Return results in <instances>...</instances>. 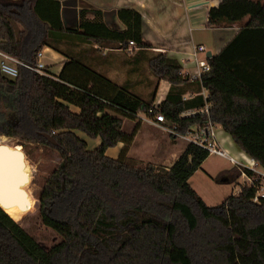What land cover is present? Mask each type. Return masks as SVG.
Masks as SVG:
<instances>
[{
	"label": "trees",
	"instance_id": "trees-1",
	"mask_svg": "<svg viewBox=\"0 0 264 264\" xmlns=\"http://www.w3.org/2000/svg\"><path fill=\"white\" fill-rule=\"evenodd\" d=\"M59 0H0V50L35 64L43 48L64 55L57 75L18 66L15 78L0 69V136L24 147L35 142L55 150L58 162L39 196L38 217L58 240L43 249L0 208V264H264V197L257 187L241 185L216 205H208L189 183L209 152L189 142L165 168L127 157L140 126L122 129L123 118L146 112L154 92L143 99L116 85L84 62L97 45L125 50L128 42L149 48L141 34V15L130 8L116 11L123 26L82 18L65 27ZM209 23L239 25L232 40L207 59L210 66L197 81L205 89L183 99L179 86L188 78L164 53L147 59L151 74L170 84L156 112L181 135L196 125L218 124L264 171V0H222L210 8ZM246 19V20H245ZM89 44L63 51L60 45ZM208 105L206 112H198ZM78 108V112L71 110ZM186 110L194 113L183 115ZM77 132L98 139L92 149ZM39 133L51 135L50 144ZM123 143L117 158L105 154ZM232 167L211 178L238 184ZM28 180V178H27ZM29 181V180H28ZM27 181V182H28Z\"/></svg>",
	"mask_w": 264,
	"mask_h": 264
},
{
	"label": "crops",
	"instance_id": "crops-1",
	"mask_svg": "<svg viewBox=\"0 0 264 264\" xmlns=\"http://www.w3.org/2000/svg\"><path fill=\"white\" fill-rule=\"evenodd\" d=\"M61 4L60 15L65 27L75 28L78 26L82 18L85 19H100L108 26L116 24L120 29L123 26L116 18V11L121 8H130L137 11L141 15V34L145 44L149 48H131L126 50L111 49V56L121 54L122 59L115 65L111 60V70L120 69L123 72L121 80H116L113 75H109L104 67V64L95 66L94 52L86 53L84 62L90 65V68L101 73L116 85L126 84L128 91L134 95L144 97L147 95V89L150 84L153 85V104L162 102L167 92L170 89V84L165 80H159L153 75L144 73L146 69V60L157 53H164L172 60H175L182 67V75L188 78V81L179 86L183 92V99H190L197 94L204 97L207 95L205 89L199 88L198 82L201 75V63L218 54L236 35L239 30V25L234 24L226 27H216L209 23L208 12L212 7H218L222 0H59ZM246 20V19H245ZM82 48L90 47L85 43ZM87 46V47H84ZM96 48L95 45H92ZM202 47L204 50H199ZM107 50V49H106ZM209 53V55H208ZM44 54L46 58H51L58 62L56 70L48 71L57 75L66 60V57L49 47L42 50V62L49 67L51 62H44ZM112 59V57H111ZM118 64L121 66L119 67ZM98 67V68H97ZM147 88L145 91L143 89ZM145 92V93H143ZM72 111L78 112V108L71 106ZM140 112L133 121V127L136 122L140 126L133 138V141L128 147L127 157L136 160L139 163H153L165 168H169L175 160L181 155L187 144L188 139L184 136L175 137L166 132L159 123H152L146 119L144 112ZM193 110H186L185 113ZM154 117H151L153 120ZM124 120V119H123ZM145 123L150 129L148 135L145 136L143 142L137 143L140 134V127ZM167 124H170L167 121ZM132 127V128H133ZM131 128V130H132ZM130 130V131H131ZM128 131V132H130ZM214 135L218 145L227 151L228 155L235 160L241 162L245 167H252L253 163L232 140L231 136L225 132L220 125L213 126ZM78 134V133H77ZM178 141H180L178 143ZM99 140L95 143L98 145ZM94 144V145H95ZM93 145V148H94ZM123 143H118L114 147L108 148L105 154L111 158H117ZM211 155V154H209ZM209 157V156H208ZM194 174L201 173L203 170L207 180L213 178L218 173L224 170H229L232 167L238 168L232 161L229 160L230 166L220 167L216 165H208L205 168V161ZM239 169V168H238ZM257 171L263 172L262 168L257 166ZM194 174L189 179V183L196 191L197 188L191 184ZM247 175V174H246ZM249 176V175H247ZM246 176V177H247ZM255 179L256 176H249ZM241 181L236 190H231V194H236L240 190L242 182L245 181V176H240ZM220 187L225 186L228 178L221 180ZM199 191V190H198ZM197 192V191H196ZM198 193V192H197ZM199 196L204 200L200 191Z\"/></svg>",
	"mask_w": 264,
	"mask_h": 264
},
{
	"label": "rangeland",
	"instance_id": "rangeland-1",
	"mask_svg": "<svg viewBox=\"0 0 264 264\" xmlns=\"http://www.w3.org/2000/svg\"><path fill=\"white\" fill-rule=\"evenodd\" d=\"M82 45V44H81ZM81 45H76V46H67V45H60L61 50L63 51H73V52H78L80 49H83ZM92 46V45H91ZM96 46V50L94 52V63L95 66L103 65L104 67L108 66L110 68L106 69L107 73L109 75H113V77L116 80H121L123 77V72L120 69H112L111 70V60L112 63L117 65L119 63V60L122 59L121 54H116L114 57L111 56V49L108 47H102V46ZM87 47V46H84ZM93 47V46H92ZM86 49H89L86 48ZM107 49V50H106ZM126 50V49H125ZM47 55V54H46ZM46 55L44 54L43 60L44 62H51L50 68L52 71L56 70L58 67V62L53 61L51 58H46ZM112 57V59H111ZM42 59V58H41ZM146 69H144V73L146 74H151L148 68V63L146 60ZM119 67H121L118 64ZM98 68V67H97ZM149 88L143 89L145 91L147 89V95L144 97L145 99L150 98V93L153 92V85L151 86L150 84H147ZM145 93V92H143ZM143 97V95H141ZM124 120L122 123V129L125 132H128L131 130L133 127V121L128 118H123ZM150 132L149 127L147 124L143 123L140 127V134L139 138L137 140V143L143 142L145 139V136L148 135ZM79 137L84 139L87 142L88 148L92 149L93 145L98 141V139H92L87 137L84 133L82 132H77ZM5 137V136H4ZM2 138L0 141V144H6L11 146H16V148H20V144L17 143V140L10 138V137H5ZM5 139V140H4ZM180 141H178L179 143ZM96 144L94 145V147ZM21 149L25 153V169L24 172L28 178V182L23 186V188L27 191L29 195V200L33 201L34 207L31 209L29 212L30 214L27 216V218L24 219V217L20 218L19 215L7 211V213L13 217L20 225L23 227L31 236L34 237V239L37 241V243L45 250L49 249V247L54 244L57 240L58 237L57 235L50 229L44 227L38 217V209H39V196L40 192L42 190L43 184L50 173L51 169L56 165L58 162V156L57 152L51 148H49L46 145H42L39 143L35 142H25L24 147L21 145ZM227 152V151H226ZM234 159V158H233ZM208 165H216L220 166L223 168L230 166L229 163V158L228 157H221L216 154L211 153L209 157H207V160L205 161V170L208 167ZM203 170L201 173H196L194 174L191 184L194 185L196 191L198 193H202L204 201L208 205H216L222 202L227 196L231 194V190H236V186L238 184H233V183H227L225 186L220 187L222 183H219L218 181L211 179V177L208 178V180L203 177L204 175ZM241 178L237 180V182H240ZM262 183H264V180H260ZM194 189V188H193ZM199 190V191H198ZM201 196V195H200Z\"/></svg>",
	"mask_w": 264,
	"mask_h": 264
},
{
	"label": "built area",
	"instance_id": "built-area-1",
	"mask_svg": "<svg viewBox=\"0 0 264 264\" xmlns=\"http://www.w3.org/2000/svg\"><path fill=\"white\" fill-rule=\"evenodd\" d=\"M128 46L131 48H135V43L133 41L128 42ZM199 50H204L202 47H199ZM42 51H39L37 54V62L35 64H28L25 62L20 61L16 57L6 54L0 50V69L1 72L9 77V78H15L18 74V66H23L30 71L48 75V73L45 72L46 65L42 62ZM210 66L206 62L201 63V72H207L209 70ZM156 106L157 104H152V106L144 112V115L146 119H148L152 123H159L161 124V127L168 132L170 135H173L175 137L184 136L188 139L189 142H192L204 149H206L209 154L213 153L221 157H228L230 161H232L238 168L239 167H245L241 164V162L233 159L230 157L224 149H222L215 138L214 131H213V124L210 122H207L205 125L200 126L196 125L193 130L186 135H181L176 131L175 125L167 124V120L164 118L163 114L156 112ZM208 108V105L206 104L203 109H200L198 112H206ZM140 111L138 110L136 112V116L138 115ZM194 113V111L185 113L183 115H189ZM151 117H154L153 120H151ZM252 160V159H251ZM253 166L247 167L252 172H254L255 179L252 177L247 176L244 172L241 171V175L245 176V181L242 182V185H255L257 187L255 196L253 198L254 201H258V199L264 197V183H262L260 180H264V171L260 172L256 170V166L254 165V162L252 161ZM241 169V168H239ZM247 176V177H246Z\"/></svg>",
	"mask_w": 264,
	"mask_h": 264
},
{
	"label": "water",
	"instance_id": "water-1",
	"mask_svg": "<svg viewBox=\"0 0 264 264\" xmlns=\"http://www.w3.org/2000/svg\"><path fill=\"white\" fill-rule=\"evenodd\" d=\"M209 55V53H208ZM50 144L56 145L54 138L45 133H39ZM0 144V208L13 221L19 224L7 211H11L20 216V218L30 214L34 203L29 200V195L23 186L27 183V176L24 172L25 153L20 148ZM30 211V212H29Z\"/></svg>",
	"mask_w": 264,
	"mask_h": 264
},
{
	"label": "bare ground",
	"instance_id": "bare-ground-1",
	"mask_svg": "<svg viewBox=\"0 0 264 264\" xmlns=\"http://www.w3.org/2000/svg\"><path fill=\"white\" fill-rule=\"evenodd\" d=\"M4 136H0V141L2 140V138H3ZM5 138V137H4ZM5 140V139H4ZM226 153H228V152H226ZM25 169V168H24Z\"/></svg>",
	"mask_w": 264,
	"mask_h": 264
}]
</instances>
